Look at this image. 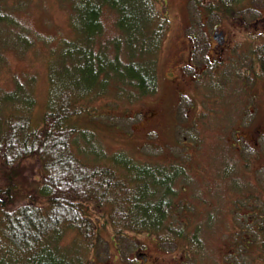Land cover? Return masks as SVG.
<instances>
[{
	"label": "rangeland",
	"instance_id": "374dc122",
	"mask_svg": "<svg viewBox=\"0 0 264 264\" xmlns=\"http://www.w3.org/2000/svg\"><path fill=\"white\" fill-rule=\"evenodd\" d=\"M0 3L6 13L0 22V88L9 92L21 85L29 91L36 100L34 113L38 117L47 109L51 68L62 61L60 55L68 46H63L64 41L74 38L69 23L71 9L61 0ZM165 3L171 22L158 57V92L129 102L123 100L126 95L118 96L115 89H108L91 105L96 111L80 115L74 122L82 129H92L96 139L91 145L99 144L106 153L125 152L145 163L161 165L186 160L189 179L187 186L179 187L182 179L177 183L176 201L190 206L187 216L191 232L201 225V246L193 252L189 240L160 246L155 236L130 231L116 240L111 226L102 227L96 256L94 249L87 255L84 246L79 250L83 260L90 259L92 264H229L225 261L233 251L229 240L236 230L246 228L243 215L247 211L244 199L239 200L241 205L236 204L241 192L232 193L231 183L236 188L243 186L242 193L254 208L264 205L256 190L244 184L254 177L252 162L244 160L253 154L252 146H257L259 152L255 154H260L255 161L259 177L264 173V136L258 144L237 140L257 128L264 131V67L263 78H253L258 75L254 70L256 60L264 58V0ZM101 19L104 42L121 34L115 9L104 6ZM215 29L220 30H216L218 37L226 30L227 42L222 50L212 53L214 42L210 39L215 38ZM187 46L193 53L181 71L184 78L178 82L175 60ZM59 72L62 82L67 83L66 66ZM251 90L258 94L251 95ZM227 138L237 153L226 146ZM33 163L24 161V168L30 166V170L20 167L12 177L22 192L40 182V176L36 179L32 174ZM245 165L250 175L238 174ZM6 170H0V175L11 177V168ZM74 239L75 234H70L62 243L70 244ZM246 253L244 264H263L257 258L256 246Z\"/></svg>",
	"mask_w": 264,
	"mask_h": 264
},
{
	"label": "trees",
	"instance_id": "16d2710c",
	"mask_svg": "<svg viewBox=\"0 0 264 264\" xmlns=\"http://www.w3.org/2000/svg\"><path fill=\"white\" fill-rule=\"evenodd\" d=\"M61 1L69 3L74 38L64 41L67 53L51 68L46 111L36 117V100L21 85L9 92L0 88V170L12 171L11 177L0 175V264H92L90 259L83 260L79 250L84 246L87 255L94 249L96 256L101 228L109 226L116 240L127 231L146 233L166 247L176 240H189L192 247H188L195 251L201 246L202 227L199 224L191 232L190 206L176 201L177 183L182 179L179 187L187 186L189 179L187 161L150 164L125 152L106 153L99 144L91 145L96 139L92 129L74 122L96 111L91 105L108 89L126 95L123 100L129 102L158 92V57L171 22L165 0ZM104 6L117 11L121 32L108 42L101 35ZM5 14L0 3V22ZM260 63L264 67V58L260 57ZM62 64L69 72L67 83L61 80ZM243 85L248 92L246 82ZM263 136L264 131L257 128L237 140L258 144ZM226 146L234 150L228 138ZM257 148L252 146L253 154L244 157L254 169V177L244 184L264 200V173L259 177L255 168L260 157L255 154ZM26 160L35 162L32 174L36 179L39 175L40 182L22 192L12 177L20 167L30 170V166L24 168ZM243 168L237 173L249 174L248 166ZM233 183L231 192H241L236 204L245 201L246 228L232 234L233 251L225 261L244 264L247 250L256 246L257 258L264 264V205L254 208L242 193L243 186L236 188ZM70 234L75 239L64 245Z\"/></svg>",
	"mask_w": 264,
	"mask_h": 264
},
{
	"label": "flooded vegetation",
	"instance_id": "af4514ba",
	"mask_svg": "<svg viewBox=\"0 0 264 264\" xmlns=\"http://www.w3.org/2000/svg\"><path fill=\"white\" fill-rule=\"evenodd\" d=\"M216 30L217 31H220L218 29H215L214 31L217 32ZM215 35H216L215 38L212 36V39H210V40H213V42H214V44L212 45V48H211L212 53H216L219 49L222 50L223 47L226 45V42H227V32H226V30H222L220 32V35H219L220 37H218V32ZM189 40H191V39H189ZM192 53H193V48L190 49V47L187 46L182 51V53L180 54V56L175 60L177 65L175 66L174 70L177 71V73H175V75H176V80L178 82H181L182 81V78H184L183 77L184 74H182L181 71H182V69L184 67H187L188 66V65H186V62H189L188 57H190V54H192ZM256 61L258 62L257 63L258 64L257 65L258 76L263 75V74H261V63H260V59H257ZM262 78H263V76H262ZM258 79H260V78H258ZM175 83L177 84L176 81H175Z\"/></svg>",
	"mask_w": 264,
	"mask_h": 264
}]
</instances>
